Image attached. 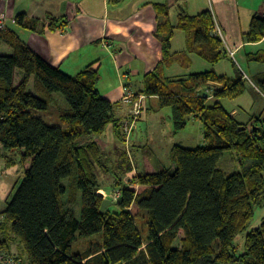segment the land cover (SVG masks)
<instances>
[{
    "label": "trees",
    "instance_id": "16d2710c",
    "mask_svg": "<svg viewBox=\"0 0 264 264\" xmlns=\"http://www.w3.org/2000/svg\"><path fill=\"white\" fill-rule=\"evenodd\" d=\"M178 2L155 5L165 18L158 26L163 63L190 64L186 53L172 52L175 29L186 34L187 53L212 65L228 58L222 37L215 34L212 10L181 14L173 24L169 13ZM58 21L52 18L50 28H57ZM15 22L26 29L38 25L24 13L17 14ZM244 38L248 43L264 41V12L253 15ZM1 43L12 52L0 51V157L12 166L19 149L25 177L0 213L5 216L0 248L19 255L24 264H264V216L260 226L249 230L256 208L264 206V119L262 125L253 121L249 127L220 101L246 92L247 78L240 69L235 79L213 69L170 79L162 65L145 75L142 93L159 96L160 107L172 109L175 132L198 115L208 143L194 148L175 144L170 152L172 166L166 169L145 156L144 172L129 176V182L118 179L121 196L102 212L104 197L98 191L103 185L97 169L108 167L99 137L112 126L123 138V120L115 114L116 104L99 91L98 70L89 65L70 75L37 54L10 27L0 29ZM246 57L264 63V48ZM17 68L23 78L14 85ZM31 78L33 92L28 89ZM255 86L264 95V78ZM211 88L217 100L208 104L205 90ZM55 93H61L68 104V108L58 106L61 125H50L32 111L58 104ZM225 149L239 156L240 169L229 175L218 166ZM79 193L77 218L74 207ZM142 213L148 218L146 236L137 224ZM181 230V245L174 247ZM241 232H247L245 250L238 254L235 239ZM96 234L102 235L101 241L73 251L75 241Z\"/></svg>",
    "mask_w": 264,
    "mask_h": 264
},
{
    "label": "crops",
    "instance_id": "0c3cea01",
    "mask_svg": "<svg viewBox=\"0 0 264 264\" xmlns=\"http://www.w3.org/2000/svg\"><path fill=\"white\" fill-rule=\"evenodd\" d=\"M189 1L179 0L176 5L171 7L169 18L173 24H177L181 14L197 15L190 14L186 9L185 5ZM167 2L168 0H123L119 3H114L112 0H0V13H5L7 16L6 27L16 30L24 42L51 65L60 67L63 71L73 76L87 66L93 65L100 76L97 85L99 91L104 97L116 104L115 114L124 121L131 110L129 106L124 105L121 101L125 89L130 88L135 93L145 95L142 93V89L146 74L161 65L164 67L162 71L164 76L170 79L183 78L197 72H186V70L190 69L189 67L194 64L195 58L193 57H201L195 53H187L186 47L184 50L174 48L176 29L171 39L172 52L181 53L182 55L186 53L190 64H183L177 61L170 65L163 63L164 56L158 26L165 21V18L158 14L155 5L156 3ZM210 6L214 10L212 12L216 26L222 30V39L226 48L235 50L237 53L247 46L257 47L264 43V41L248 43L244 39L232 36L229 33L231 27L227 20L230 10L226 6L225 8L223 7L221 0H205L199 13L209 9ZM262 6L255 11L256 13L252 12L251 15L254 13L262 15ZM173 11L175 13L174 16L172 15ZM21 13H24L28 20L38 22L37 28L26 29L17 25L15 18L17 14ZM173 17L176 21H173ZM52 18L59 20L57 22L58 27L55 29L50 28ZM60 25L63 26L59 27ZM15 26L19 27V30ZM223 28L226 31L228 29L226 35ZM185 46H187L186 34ZM4 47L5 49L9 48L7 46ZM201 59L204 60L203 58ZM212 69L218 74L226 75L229 78L226 73H220L214 67L204 71ZM209 84L215 85L216 83L210 82ZM153 99H158L160 103L159 96L145 95L142 102L141 115L137 120L136 126L143 118L146 104L151 103ZM238 106L240 107H234L230 110L232 116H235L243 123H247L249 127L253 126V121L258 125L263 124L261 121L264 119L263 114L259 115L262 119H258L256 114L251 117L243 116V112L248 113L254 105H251L249 107L251 109L248 111L241 105ZM191 117L200 120L198 115H192ZM170 118L172 119V109L170 110ZM179 132L174 130L173 134L177 135ZM111 135L121 140L122 143L126 142L125 138L118 137L114 130ZM99 141L102 143L103 149H106L105 140L102 138ZM172 147L170 148L169 156ZM126 151H128V148H126ZM128 153L129 172L131 175L139 173L138 164L133 157L132 151L131 156L130 152ZM134 159L135 165L132 167L130 166V160L133 161ZM154 164L156 165L155 161ZM106 170H109V168H106ZM103 188L102 190H107Z\"/></svg>",
    "mask_w": 264,
    "mask_h": 264
},
{
    "label": "rangeland",
    "instance_id": "374dc122",
    "mask_svg": "<svg viewBox=\"0 0 264 264\" xmlns=\"http://www.w3.org/2000/svg\"><path fill=\"white\" fill-rule=\"evenodd\" d=\"M222 5L230 10V14L227 16L228 23L230 24L231 30L229 33L232 36H236L240 39H244L245 31L248 32L250 29L251 19L256 13L255 11L259 9L262 5L264 12V0H221ZM205 0H190L186 3V9L190 14H198ZM260 5V6H259ZM255 7H257L255 9ZM212 9V6L209 8ZM254 9V10H253ZM214 11V10H213ZM252 12H255L251 15ZM262 12V13H263ZM174 11L172 15L174 16ZM173 21L176 19L173 17ZM18 30L19 27L15 26ZM224 34L228 33L223 28ZM243 31V32H242ZM174 48L179 50L185 49V33L180 30H176L175 33ZM0 51L1 53H11L12 49L8 48V45L1 43ZM7 46L9 49H5ZM264 48V43L258 45L257 47L247 46L240 52L235 53V55H230L228 58L222 60L219 64L212 65L211 63L202 60L201 58L195 56V62L187 69L186 72H198L216 68L220 73H226L229 78L235 79L239 75V69L248 77L247 78V90L239 98L228 99L221 98L222 104L230 111L234 107H240L241 105L247 111L251 105H254L252 110L248 113L243 112V116L252 115H264V95L255 86V83L261 78H264V63L257 61H249L246 57V53L255 52L258 49ZM230 52V49L227 47ZM23 76V72L20 69L15 70L14 74V85L20 83ZM34 79L30 82L28 89L29 91H34ZM216 86H220L217 84ZM214 88L206 89L205 92L209 94L211 91L213 93ZM143 95V94H142ZM145 96V95H144ZM55 98L58 104L50 105L46 110H32L35 115H40L43 117L44 121L50 125H61L62 123L58 120L57 110L58 106L61 108H68V104L61 93H55ZM145 98V97H144ZM156 100V101H155ZM215 98H209L208 104H213ZM160 103L158 99H153L151 103L146 104L145 113L143 118L136 123L130 133V140L128 143H122L121 140L112 137L111 132L113 131L112 126L101 135L99 138L105 140L106 149H104L106 163L105 166L109 170H104L102 168L97 169V174L99 180L103 187L107 190L105 192L114 199V193L117 190V180L121 179L123 182H129L132 176L128 169L127 158L131 151L133 157L136 159L140 173L144 172V158L147 156L153 163L156 162V166L159 169H166L172 166V160L169 156L170 148L175 144H181L186 147L194 148L199 145H205L208 141L204 136V129L201 120L191 117L185 130L180 131L177 135L173 134V121L170 118V107H159ZM126 119V118H125ZM124 119V120H125ZM264 123V122H263ZM136 126V127H135ZM135 128V129H134ZM134 130V133H133ZM132 145V146H131ZM128 148V151H126ZM132 150H131V149ZM13 158L15 160L14 165L7 166L4 158H0V213L4 210L9 201L12 200L18 188L20 187L22 181L25 177V168L22 162V157L19 149H15ZM135 159L130 160V166L134 167ZM104 166V167H105ZM219 168H221L226 174H232L240 169L239 156L237 152L233 149H225L223 156L218 163ZM130 174V175H129ZM103 188V189H104ZM119 188V187H118ZM102 190V189H100ZM104 191V190H103ZM102 192V191H100ZM108 197V198H110ZM116 206V205H115ZM75 214L77 218L81 216V193L78 195V199L75 203ZM118 209V207H117ZM264 216V206L257 207L255 211L254 220L249 227V230L256 228L261 225L262 218ZM148 218L146 213H142V216L137 218V224L146 236L148 233ZM247 232H241L237 235L235 239V246L238 254H242L245 250V239ZM184 237V232L181 230L177 240L174 242V247H179L181 245V239ZM102 235L96 234L85 238H80L73 244V251H84L90 243L95 241H101ZM16 246L14 245L13 248ZM236 264H242L237 262Z\"/></svg>",
    "mask_w": 264,
    "mask_h": 264
},
{
    "label": "built area",
    "instance_id": "2783aa9c",
    "mask_svg": "<svg viewBox=\"0 0 264 264\" xmlns=\"http://www.w3.org/2000/svg\"><path fill=\"white\" fill-rule=\"evenodd\" d=\"M7 16L5 13H0V29L6 28ZM215 34L222 37V30L216 26ZM230 49V48H229ZM235 50H230V55H235ZM245 78H248L245 75ZM209 98L213 97L212 91L208 94ZM144 95L135 93L132 89L126 88L125 93L121 99L124 105H127L131 108L128 116L122 123V134L126 140V143L130 140V133L138 120L139 116L141 115L142 111V102L144 99ZM102 191V192H100ZM98 193L102 195L104 198L110 197L105 191L99 190ZM121 196L120 190H116L114 193V200H117ZM112 199V197H110ZM5 221V216L0 215V224ZM0 264H24V259L19 255L15 254L8 248H0Z\"/></svg>",
    "mask_w": 264,
    "mask_h": 264
},
{
    "label": "water",
    "instance_id": "95a60500",
    "mask_svg": "<svg viewBox=\"0 0 264 264\" xmlns=\"http://www.w3.org/2000/svg\"><path fill=\"white\" fill-rule=\"evenodd\" d=\"M114 204H116L115 200L111 198H104L102 206H101V211L104 212L107 207H109L110 205H114Z\"/></svg>",
    "mask_w": 264,
    "mask_h": 264
}]
</instances>
